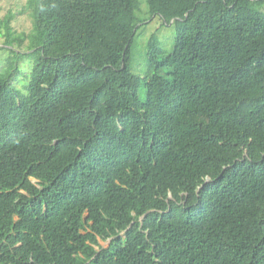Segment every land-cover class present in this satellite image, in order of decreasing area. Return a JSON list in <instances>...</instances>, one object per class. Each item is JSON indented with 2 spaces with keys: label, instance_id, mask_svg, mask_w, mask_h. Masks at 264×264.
I'll use <instances>...</instances> for the list:
<instances>
[{
  "label": "trees",
  "instance_id": "16d2710c",
  "mask_svg": "<svg viewBox=\"0 0 264 264\" xmlns=\"http://www.w3.org/2000/svg\"><path fill=\"white\" fill-rule=\"evenodd\" d=\"M23 10L29 32L0 20L31 63L0 68V264H264V0ZM153 18L173 46L151 33L136 74Z\"/></svg>",
  "mask_w": 264,
  "mask_h": 264
},
{
  "label": "rangeland",
  "instance_id": "374dc122",
  "mask_svg": "<svg viewBox=\"0 0 264 264\" xmlns=\"http://www.w3.org/2000/svg\"><path fill=\"white\" fill-rule=\"evenodd\" d=\"M26 0H0V20L3 19L8 12H13L15 17L12 21L13 27L18 32H29L32 29V19L28 11L23 10ZM147 9V4L143 6ZM157 31L160 44L165 46L167 50H171L175 37V28L162 23L159 18H153V21L147 26V28H140L133 40L132 52L130 59V68L136 74H143L147 68L146 53H147V42L151 33ZM4 37L0 36V44L2 45ZM0 68L5 67H16L20 66L23 69V73H29L31 63L27 58H22L18 51H0ZM24 76L21 75L16 82L18 87L23 86ZM140 98L146 96V88L143 87L139 91ZM103 246H108L109 241H100Z\"/></svg>",
  "mask_w": 264,
  "mask_h": 264
}]
</instances>
